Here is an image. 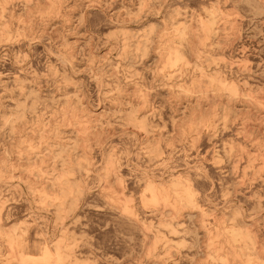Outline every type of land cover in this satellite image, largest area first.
Instances as JSON below:
<instances>
[{"label": "rangeland", "instance_id": "obj_1", "mask_svg": "<svg viewBox=\"0 0 264 264\" xmlns=\"http://www.w3.org/2000/svg\"><path fill=\"white\" fill-rule=\"evenodd\" d=\"M0 264H264V0H0Z\"/></svg>", "mask_w": 264, "mask_h": 264}]
</instances>
